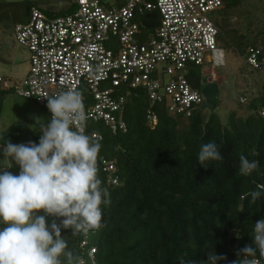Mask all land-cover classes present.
Segmentation results:
<instances>
[{"label": "trees", "instance_id": "trees-1", "mask_svg": "<svg viewBox=\"0 0 264 264\" xmlns=\"http://www.w3.org/2000/svg\"><path fill=\"white\" fill-rule=\"evenodd\" d=\"M222 3L223 21L215 22L218 39L238 48L244 60L250 47L260 48L264 55V19L252 10L263 9L264 0ZM234 18L242 25L232 24ZM191 85L199 86L195 73ZM260 90L248 104V115L232 111L225 124L217 112L207 114L201 106L186 117L171 115L160 104L157 124L152 126L143 96L131 97L125 106L127 132L112 133L102 123L89 122L87 134L101 136L94 138L101 145L98 175L111 203L101 206L103 227L98 231L73 236V229L61 228L68 248L86 264H179L182 256L201 264L212 251L226 257L217 264L242 259L238 253L246 245L255 246L254 225L264 219V191L255 203L250 195L264 185V83ZM3 92L11 93L0 91V100ZM240 102L246 105L245 99ZM3 135L13 144H39L41 132L32 135L14 125ZM209 141H215L223 159L202 166L198 153ZM241 155L259 161L250 176L239 174ZM104 161L114 165L116 184L109 182ZM83 239L88 241L85 248L80 247ZM256 259L264 257L257 254Z\"/></svg>", "mask_w": 264, "mask_h": 264}, {"label": "built area", "instance_id": "built-area-1", "mask_svg": "<svg viewBox=\"0 0 264 264\" xmlns=\"http://www.w3.org/2000/svg\"><path fill=\"white\" fill-rule=\"evenodd\" d=\"M74 5L55 18L33 7L30 21L16 25L15 39L29 51V69L21 79L0 76V91L34 101L51 120L45 97L76 88L83 94L86 134L89 122L127 132L123 113L131 97L146 98L152 126L160 104L186 117L203 104L191 78L196 67L225 65L213 19L222 0H75ZM245 61L264 76L260 48H248ZM103 163L116 184L114 165ZM87 245L83 239L80 247ZM94 254L91 249L93 263Z\"/></svg>", "mask_w": 264, "mask_h": 264}, {"label": "clouds", "instance_id": "clouds-1", "mask_svg": "<svg viewBox=\"0 0 264 264\" xmlns=\"http://www.w3.org/2000/svg\"><path fill=\"white\" fill-rule=\"evenodd\" d=\"M45 98L52 119L46 127L41 124L39 144H13L0 134L4 156L0 161V224L6 225L0 228V264H86L68 248L61 228L73 229V236L98 231L103 227L101 206L111 203L98 175L101 145L82 126L87 119L82 92L71 88ZM222 159L215 141L201 145L197 161L202 166ZM13 160L19 165L18 175L5 166ZM239 160L242 176L259 168V161L244 155ZM257 187L260 190L250 194L252 203L264 191V185ZM41 211L44 215H38ZM47 217L64 219L49 224ZM253 240L255 246L241 249L242 259L233 264H258L257 254L264 257V219L255 223ZM221 259L226 257L212 251L201 264H217ZM179 264L194 262L182 256Z\"/></svg>", "mask_w": 264, "mask_h": 264}, {"label": "rangeland", "instance_id": "rangeland-1", "mask_svg": "<svg viewBox=\"0 0 264 264\" xmlns=\"http://www.w3.org/2000/svg\"><path fill=\"white\" fill-rule=\"evenodd\" d=\"M74 3L75 0H0V76L21 79L29 69V51L17 43L14 33L16 25L30 21L33 7L39 8L48 18H55L71 13L75 8ZM253 8L254 14L264 19V5L263 9L258 6ZM213 19L221 24L222 12H215ZM231 22L242 25L240 19L234 18ZM252 29H256V25ZM222 40L218 39V47L223 50L225 65L215 68L205 65L193 71L199 81L197 90L203 97L201 109L207 114L217 112L225 124L232 111L244 116L251 112L248 104L260 94L264 76L246 64L238 48L226 46ZM1 94L0 134L18 125L33 135L40 131L41 124L46 127L51 122L47 110L34 101L13 92ZM242 99L246 100V105L241 106ZM0 146H3L2 142ZM3 160V148H0V161ZM5 166L14 175L20 172L14 160L6 162ZM38 215L44 213L41 211ZM52 221L51 217H47L49 224ZM3 227L6 225L0 224V228Z\"/></svg>", "mask_w": 264, "mask_h": 264}, {"label": "water", "instance_id": "water-1", "mask_svg": "<svg viewBox=\"0 0 264 264\" xmlns=\"http://www.w3.org/2000/svg\"><path fill=\"white\" fill-rule=\"evenodd\" d=\"M60 218H61V217H54L53 220H55V222L58 223V221H59ZM49 230H50V229H49Z\"/></svg>", "mask_w": 264, "mask_h": 264}, {"label": "crops", "instance_id": "crops-1", "mask_svg": "<svg viewBox=\"0 0 264 264\" xmlns=\"http://www.w3.org/2000/svg\"><path fill=\"white\" fill-rule=\"evenodd\" d=\"M1 147V146H0Z\"/></svg>", "mask_w": 264, "mask_h": 264}]
</instances>
